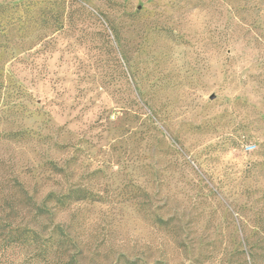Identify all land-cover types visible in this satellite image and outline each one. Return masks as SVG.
I'll use <instances>...</instances> for the list:
<instances>
[{
	"label": "rangeland",
	"instance_id": "rangeland-1",
	"mask_svg": "<svg viewBox=\"0 0 264 264\" xmlns=\"http://www.w3.org/2000/svg\"><path fill=\"white\" fill-rule=\"evenodd\" d=\"M0 264H264V0H0Z\"/></svg>",
	"mask_w": 264,
	"mask_h": 264
}]
</instances>
